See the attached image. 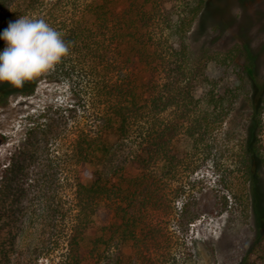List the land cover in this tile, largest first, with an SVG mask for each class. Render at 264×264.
I'll return each mask as SVG.
<instances>
[{"label":"trees","instance_id":"16d2710c","mask_svg":"<svg viewBox=\"0 0 264 264\" xmlns=\"http://www.w3.org/2000/svg\"><path fill=\"white\" fill-rule=\"evenodd\" d=\"M206 2L0 0V30L18 16L42 18L61 32L65 41L71 42L69 54L57 64L58 72L64 78L76 79L79 87L69 109L58 108L39 124L41 116L50 114L46 104L36 102L44 73L25 82L22 88L0 84V108L23 98L22 105L41 110L34 128L40 137L31 142L33 149H26L25 143L17 145L11 156L14 168L11 163L2 168L5 180L16 183V189L9 183L6 189L11 188L18 197L30 195L32 199H26L20 233L4 237L0 233V264H41L43 260L50 264H83V235L102 207L113 212V222L102 227V232L135 235L141 223L152 215L151 210L158 211L164 203V178L170 177L183 161L181 141L185 145L193 142L195 147H208V140H212L215 154L219 153V139L227 135L224 126L241 99L247 100L251 109L249 133L235 161L243 179L235 183L220 179L217 185L223 188L229 184L228 193L218 191L211 207L219 216L242 210L247 217H253L255 242L238 264L264 263V203L259 187L260 171L264 168V80L259 79L257 62L248 59L246 73L234 88L223 92L215 87L206 89L196 98L197 87L205 85L208 77L201 74L199 85L191 90L186 87L181 65L175 62L170 74V55L161 36L155 33L159 21H169L167 31L179 41L180 48L175 51L182 60L187 49L182 40ZM3 47L4 41L0 40V49ZM84 83L92 89L96 101L85 97ZM81 110L86 114L82 116ZM68 111L75 126L71 142L78 174L70 227L62 215L65 209L58 191L64 178V162L49 149L66 136L69 121L64 112ZM172 111L191 119L184 123L174 118L166 124L165 117ZM157 119L163 124L158 132ZM6 141V135L0 133V146ZM134 165L139 167L136 175L130 173ZM242 183L247 189L245 205L233 191L234 186L240 187ZM16 195L9 198L11 203L9 200L7 206L0 208V220L16 202ZM182 214L186 223H194L197 215L207 219L210 211L205 206L194 210L187 202ZM102 241L99 236L94 243L99 245ZM100 261L96 258L95 264Z\"/></svg>","mask_w":264,"mask_h":264},{"label":"rangeland","instance_id":"374dc122","mask_svg":"<svg viewBox=\"0 0 264 264\" xmlns=\"http://www.w3.org/2000/svg\"><path fill=\"white\" fill-rule=\"evenodd\" d=\"M168 23L167 20L159 21L155 33L161 36V41L170 55V74H173L175 62L181 65L187 78L186 87L191 90L193 86L199 85L198 78L201 74L208 77L205 85L197 87L196 98H200L202 91L206 89L215 87L223 92L237 86L240 77L246 73L245 67L249 58L257 62L259 79L264 80V0H207L192 29L182 40L187 47L182 60L176 56L175 50L180 48V43L167 31ZM59 70L55 65L44 73L36 102L46 104L45 108L50 109V114L41 116L39 124L57 112L58 108L69 109L73 103V95L78 91L79 87L74 82L77 80L59 76ZM84 85L86 89L87 84ZM91 90H84L85 97L96 101ZM24 101L25 99L18 98L0 108V133L7 137L6 143L0 146V208L7 206L9 200L17 194L11 188L6 189L5 185L8 183L13 188L16 183L15 180H5L2 168L10 163L11 168H14L15 161L11 156L17 145L25 143L26 149L30 151L33 149L32 143L40 137L34 128L38 126L36 119L40 117L41 110L22 105ZM91 102L90 110H93ZM95 110H98L97 106ZM80 113L82 116L86 114L83 110ZM70 114L69 111L64 112L69 121L66 136L49 146L50 153L64 162V178L58 191L65 209L62 215L67 226L71 224L72 210L76 204L78 175L71 142L75 126L69 118ZM250 116L251 109L247 100H239L224 126L227 135L219 139V153L215 154V143L212 140H208V147L202 144L195 147L193 142L185 145L181 141L179 151H182L183 161L170 177L164 178V203L160 204L158 211L157 208L151 210L152 215L141 223L135 235L102 232V227L113 222V212L107 207L100 208L94 216V222L83 235L80 248L83 264H95L96 258L101 259L100 264H238L254 245V219L247 217L242 210L219 216L212 212L211 206L218 198V191L228 193L229 184L221 188L218 186L220 179L234 183L243 179L241 172L238 173L235 161L249 133ZM190 117H184L182 112L172 111L165 118L168 124L174 118H180L184 122L191 119ZM162 125V121H155L157 132ZM261 130L264 146V117ZM33 132L35 133L31 138ZM180 134H183V129ZM16 161H19L18 156ZM138 172L139 167L134 165L130 173L136 175ZM159 172L156 170L157 174ZM260 173L259 187L264 203V168ZM233 191L237 193V200L243 204L247 201V189L243 183L240 187L234 186ZM16 197L18 200L16 198V202L10 205V210L0 220L2 237L8 233L19 234L22 229L26 199L31 196ZM187 202L191 203L194 210H202L203 206L209 209L207 219L197 215L194 223H186L182 211ZM99 236L103 237V241L96 245L94 241ZM60 251L58 250L59 253ZM41 264L50 262L43 260Z\"/></svg>","mask_w":264,"mask_h":264},{"label":"clouds","instance_id":"9594fccd","mask_svg":"<svg viewBox=\"0 0 264 264\" xmlns=\"http://www.w3.org/2000/svg\"><path fill=\"white\" fill-rule=\"evenodd\" d=\"M0 84L22 88L69 54L70 41L42 18L18 16L0 30Z\"/></svg>","mask_w":264,"mask_h":264}]
</instances>
